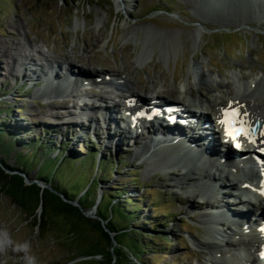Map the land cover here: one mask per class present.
Masks as SVG:
<instances>
[{
  "label": "rangeland",
  "instance_id": "1",
  "mask_svg": "<svg viewBox=\"0 0 264 264\" xmlns=\"http://www.w3.org/2000/svg\"><path fill=\"white\" fill-rule=\"evenodd\" d=\"M216 1L0 0V41L25 45L14 74L0 63V124L14 127L6 138L11 152L0 150V166L7 173L44 183L38 179L40 166L61 158L68 162L71 189L85 181L79 192L82 199L96 179L89 192L96 203L84 211L100 203L104 210L113 200L128 205L135 218L119 240L134 250L128 238H142L140 243L149 250L138 259L125 249L120 264H224V241L248 242L228 219L234 218L237 209L256 205L243 194L235 195L239 192L235 186H228L233 191L216 201L212 194L220 188L218 184L230 185L227 178L219 179V170L213 181L202 179L200 172L208 167L182 160L171 150L160 148L150 154L148 137L135 144L130 139L126 146L127 141H117L111 134L104 138L78 130L74 123L88 125L80 121L81 116L91 120L86 103L100 107L102 98L95 93L105 92L106 84L90 82L79 90L75 82L45 80V72L59 62L64 74L68 66L64 61L70 57L80 70L86 65L90 73L96 68L101 75L133 80L142 96L194 101V106L189 104L195 111L193 107L203 103L210 111L220 94L224 101L238 93L264 102V0ZM233 15L243 20H222ZM34 70L42 80L31 86L22 74ZM257 77L260 82L249 89H235L237 79L248 85ZM63 100L66 106L60 103ZM77 101L85 108L79 110L74 105ZM124 134L134 136L126 130ZM22 151L38 154L39 161L30 170L18 162ZM2 185L0 180V264H108L103 255L111 247L96 226L97 217L87 220L76 210L60 207L56 212L55 205L42 211L35 195L23 199V208ZM115 213L126 227L117 208ZM41 214L47 220L40 225ZM93 214L97 215L96 209ZM255 257L254 264H264L259 254Z\"/></svg>",
  "mask_w": 264,
  "mask_h": 264
},
{
  "label": "bare ground",
  "instance_id": "2",
  "mask_svg": "<svg viewBox=\"0 0 264 264\" xmlns=\"http://www.w3.org/2000/svg\"><path fill=\"white\" fill-rule=\"evenodd\" d=\"M189 4L192 5V3H189ZM233 16H223L222 20H226L227 22H236V23L241 22L243 20V18L241 16H237V15H233ZM24 46L23 45L22 46H19V45L14 46V45H11L7 42L0 41V63H3V64H1V66L5 67V70H7L10 74L15 73V61L19 60V54H22V52L25 50ZM18 51H19V53H18ZM58 61L56 60V62H58ZM64 63H68L67 68H65V70H64L65 71L64 74H62L60 72L61 71L60 67L62 69L63 64L58 62V64L56 63L57 66L54 63H52L48 66V70L45 72L46 77L49 74H53V77H55V79H53V80H55L54 81L55 83L56 82L59 83L58 80H60V81L64 80L65 82H67V81L68 82H75L76 79H79L82 82H85L87 80L90 81L91 79L92 80H96V79L98 80L99 75L101 76V74H102V71H98V70H96V68H94V70H95L94 72L90 73L88 70H86L87 69L86 65H84V67H83L84 70H80L78 67L75 68L76 63L74 61H72V59L70 57H69V59L66 58ZM22 77L25 79L27 78L28 80H31V82L33 84L31 86L39 84V82L42 80V77L40 75H38L36 70H34L33 73H30L29 75H28V72H24L22 74ZM34 80H36L35 83H34ZM237 80L238 81L233 82L235 85V89L237 91H239L238 90L239 88L240 89H243V88L249 89L250 87H252V82H250L247 85V84H242L239 81V79H237ZM255 82H256V84H258L260 81H259V79H257ZM125 85L130 90L131 97H135L137 99V102H139V103L140 102H146V104L149 103V104L159 105V102L155 101V96H150L151 94L150 95L147 94L146 96H141L140 93H138L139 87H138V85H136L135 82H133V80L131 81L130 79H127V81L125 82ZM93 91L95 92V90H93ZM145 92H146V90H145ZM95 94H98L101 98H108V99L111 98V95H109L107 93H103V92L98 91V93H95ZM239 95H238V93L236 95L230 94V96L228 98H226V101H224V100H221V97H220L221 94H220V96L219 95L216 96V94H215L216 98L213 100V102L215 101L216 105L214 104L215 107L212 109H210V107H209L208 108L210 110L209 112L207 110H205V108H207V107L202 106L204 103L199 107L197 105L196 107L199 108V111H201L200 112L201 115L198 118L200 123H206V121H214V123H215V119L217 118V114L220 111H222L223 107H225L228 104L239 105V107L242 110V115H243L246 122H253L256 118H261L264 120V102H263V100H261L260 98H253L254 97L253 95H251L249 98L241 97V94H239ZM223 97L224 96H222V99H223ZM125 99L127 101H129L128 97H126V96H125ZM160 101H162V99H160ZM183 102H185L184 103L185 107H186L187 111H189L190 109L188 107L193 105L191 102H194V101L190 102L189 99H184ZM189 102L191 103V105L188 104ZM60 103L62 106H66L68 104V102L65 100L61 101ZM51 105H53V104H51ZM74 105H76V102H74ZM196 107H193V108H196ZM200 108H201V110H200ZM190 111H192V110H190ZM109 113L111 115V120L107 123L101 122V121L95 122V120L93 118H91V120H89L88 122H85V121H83V119H80L82 117L81 116L79 118L80 121L88 123V125L83 124V123H74V125L77 124L74 127H77V128L79 127L78 130H80V131L82 129H84L86 131H90V132L94 133L95 135H98L99 137H104V138L111 134L112 137L113 136L116 137L117 141H120V139H122L123 141H127L126 146H129L130 139H133V143L135 144L137 142V140L139 142V140L142 137H148L150 154H152L150 149H151V146L153 145V146H157L156 150L162 148L165 150H171L173 152L182 151V154H181V156H182L183 153H185L184 151H186L185 147L188 145L186 143V141H182L183 138L185 137L186 140H190L194 143V147H190V145H188L190 149L187 150L183 156H185L187 159H191L189 161L193 165H194L193 162H195V165L196 164H198V165L204 164V162H201V161H202L203 157H205L204 156L205 153L198 152V151H201L203 148L201 146V144L207 146L209 148V150H211L215 154H217V157L214 158L215 160H217L218 162H222V161L228 162L227 166L229 169L225 168L226 165L221 164L224 167L222 169L223 170L222 173L219 174L220 175L219 179L224 180L225 178H227L228 179L227 184H230V185H225V184L221 183V185H220L221 187L218 189V191L216 190L215 192H213L212 196L217 197L216 201H218L219 198H222L227 193L233 191V190H226V188L228 186H235L236 189H240L241 193H242L243 189H247L260 202H259V206H258L257 210H253V208L249 207V212H245V211L240 212L237 209L234 213L235 214L234 218H232V219H236L238 217L237 222H239L240 220H244V219H246L245 221L249 222V223H247L248 226L246 227V226H244V224L238 225V223H236V220H233V224L236 226L237 230H241L242 232H243L244 228H250L253 230L252 231L253 235H254L253 237H254V241L256 242V244H253V248H251L250 246L248 247L249 251H248L247 259H243L237 251H235V252H231V251L227 252L226 251V253H224V254H227V259H225L226 262L224 264H231V263H234L235 261L238 264H246V262H249L250 264H254L255 262H257V259L254 257V253L257 252L258 254H260V252L264 250V244L262 245V243H260V239L264 238L263 236H260V233L264 234V227L260 226L261 222L259 223V221H261V220L258 217V215L260 214L261 219H264V208H263L264 207V203H263L264 196L262 194V192L264 191V179L262 176L264 174V164H262L261 161H257L256 159H253V158H252V160H249V161L244 160L242 164L239 161L233 162V161H231V159L233 158V155L235 154V151H236V148L234 147L235 144L239 145V147H241L245 151L244 152L245 155L252 156L253 153H256V152L260 153V151L264 152V127L262 129L261 134L255 138H251L250 141L243 138V139H239L238 141H235V143L233 145L231 144V145H228L227 147H225L226 145H223L224 147H220V145L213 138H205V136L208 135L207 130L209 131V129H210L208 125L201 128L200 131H198L196 133H193V131L196 129V127H194L193 125H188V126H185L182 128L172 129L174 131V133H179V132L182 133V136H180V140H179L180 143H178L174 146H167L168 144L166 142L161 141L162 136H163L162 134L167 131L166 126L159 127L160 125H157L158 128L153 127V125L148 121L147 115H146L147 117L143 115L141 117V119L139 120V123H141V125L139 126L140 129H139V127L135 128L136 129V135L132 136V138H129L128 137L129 135L124 134V130L122 128L121 121H120V118L118 116L119 112L117 111V109H115V111L112 110ZM80 114H82V113H80ZM57 116H60V115L57 114ZM190 116H192V114H190ZM77 121L78 120L75 119V122H77ZM98 124H99V126H98ZM149 124H151V125H149ZM214 125H216V124H214ZM216 126H218V125H216ZM148 127H150V128L148 129ZM129 129L134 130L133 126H129ZM113 132L114 133L120 132V134L119 135L113 134ZM215 136L216 135L213 134V137H215ZM155 139H159L160 141H158L156 143H152V140H155ZM160 144L162 147H158V145H160ZM113 147H115V145H113ZM162 149H160V150H162ZM149 151H148V153H149ZM180 158L182 160L184 159L182 157H180ZM262 159H263L262 162H264V156H262ZM246 163H248L250 165H246ZM188 175H189V173L187 172L185 174V177ZM200 176H202L201 177L202 179L208 177V179L212 180V181H213V179L218 178L217 174L213 172L212 168L209 170L201 171ZM251 177H255L257 179V182H252L250 180ZM245 183H246V185H245ZM214 186H216V184ZM224 187H225V190H224ZM221 188H223V191H220ZM215 194H216V196H215ZM240 201H242V200H240ZM211 202H212V200L211 201L207 200L205 203L210 204ZM234 207H238V206H234ZM229 220L230 219H228L227 223H230L231 220L230 221ZM250 221L251 222L254 221V225H257V226L251 225ZM242 232H241V234L238 233V235H240L241 238H244L245 232L244 233H242ZM247 243L248 242L245 239H240L238 241V243H236V241H233V240H227V241H224V244L221 247H226L229 250L230 249L233 250V249L239 248L240 246H245ZM215 251L216 252H222L218 248H216ZM228 256H229V258H228Z\"/></svg>",
  "mask_w": 264,
  "mask_h": 264
},
{
  "label": "trees",
  "instance_id": "3",
  "mask_svg": "<svg viewBox=\"0 0 264 264\" xmlns=\"http://www.w3.org/2000/svg\"><path fill=\"white\" fill-rule=\"evenodd\" d=\"M73 1V0H71ZM14 130V127L9 129L7 124L2 123L0 124V150L4 153H10L11 152V145L7 142L6 138L7 135H10L12 131ZM32 145H35V142L31 143ZM18 162L20 165H22L26 169H32L35 164L38 163L39 157L37 152H31L27 154H23V151L20 152L18 156ZM70 159H74L73 157ZM23 160V161H21ZM57 161L46 163L44 162V165L40 166V171L38 172V179L41 181H45L46 183L50 184V189H46L45 192L43 193L44 196V204H51L55 205L57 207H60L62 210H72L75 209L81 214V211L77 207L71 206L68 202L64 201L62 197L60 196L61 194L65 196L69 200H75L77 197H79V202L82 206V208H89L92 205L96 203V199L89 194L90 190L93 189V185L95 183V180L91 184L90 190L88 189V194L82 199L80 195V190L84 188L82 184H85V181L81 185H78V187L71 189L68 184H69V177L72 176L71 172L68 167V162L64 161V159L61 158H56ZM61 163L67 164V169L63 168V165ZM71 163V162H70ZM73 163V162H72ZM71 163V164H72ZM74 164V163H73ZM6 167V164H3ZM61 165V167H59ZM8 167V166H7ZM10 170H15L14 168L8 167ZM18 170V169H17ZM25 172V171H24ZM69 176V177H68ZM4 178V189L6 191V194L10 196L15 202H17L20 206L25 208V202L21 199L23 196H25L27 193L35 194L36 199H37V205L39 204L40 200V192L41 189L37 185L33 186H27L24 184L23 181V176L19 174H14V175H9L5 173V170L0 166V178ZM93 192V191H92ZM106 196V194H105ZM107 198V196H106ZM117 201V200H116ZM116 204V207L114 205ZM102 204L100 203L97 207V215L106 222V226L109 229V231L114 232V238L116 240V247L114 249V252L109 253L107 259L108 264H112L114 260V255H116V260L113 264H120L122 262V258L126 257L125 249L130 250L132 253L136 255V258L141 259V255L143 252L148 251L147 245H142L140 243L142 238H128L131 243L133 244L134 250H131L128 246H126L124 243H122L119 240L120 235L125 234L123 230L126 228L131 229L130 224L131 220L135 218V212L134 211H129L127 206L123 203L120 202H113L107 205L105 209H102ZM137 207V205L135 206ZM117 208L118 212L121 214V218L124 221L125 224H127L126 227H122L121 224H119L118 220H116V213L115 209ZM40 220V225L41 223H45L47 220V215L43 214L41 216ZM97 226L103 231L108 238V241L110 242L111 246L113 245L112 239L109 235L108 232H106L102 226L100 221H96ZM171 239L167 238V241L169 242ZM130 264V261H129Z\"/></svg>",
  "mask_w": 264,
  "mask_h": 264
},
{
  "label": "water",
  "instance_id": "4",
  "mask_svg": "<svg viewBox=\"0 0 264 264\" xmlns=\"http://www.w3.org/2000/svg\"><path fill=\"white\" fill-rule=\"evenodd\" d=\"M216 1V0H215ZM216 2H218V0L216 1ZM2 167V166H1ZM3 168V167H2ZM4 169V168H3ZM5 170V173H7L6 172V169H4ZM7 174H9V175H14V173H7ZM23 176V175H22ZM0 180L3 182V185H2V188H3V191H5V189H4V185H5V182H4V178H0ZM23 181H24V184L25 185H27V186H33L34 184L35 185H37L38 187H40V189H41V192H40V200H39V204L37 205L38 206V209L40 208L42 211H45V209H48L49 210V206H51V204H47V205H45L44 204V196H43V193L45 192V190L46 189H50L51 187L48 185V183H46V182H44V183H41V182H39V181H36V182H34V181H29L26 177H23ZM5 193H6V191H5ZM33 195H35V194H30V193H27L25 196H23L21 199L23 200L26 196H29L30 198H32V196ZM61 197H62V199L64 200V201H66V202H68L69 204H71V206H73V207H77L80 211H81V215L83 214L84 215V218L85 219H87V220H89L88 218H90V217H97L98 219H99V221L101 222V226H102V228L106 231V232H108L109 233V235H110V237H111V239H112V242H113V245L111 246V244H110V242L108 241V238L106 237V240H107V242L110 244V247H111V249L107 252V254L106 255H103V254H101V255H103V256H107L108 257V254L109 253H112V252H114V249H115V247H116V240H115V238H114V235H115V233L114 232H111V231H109V229L107 228V226H106V222L104 221V220H102L99 216H97L96 214H93V211L96 209V207L92 210V211H84V209L82 208V206H81V204H80V202H79V200L78 199H76V200H69V199H67V198H65L62 194L60 195ZM53 206V205H52ZM55 208H54V210L56 211V212H58L59 211V207H56V206H54ZM72 210H75V209H72ZM78 212V211H77ZM46 215V214H45ZM41 216H42V214H41ZM40 216V220H41V217ZM40 220H39V222H40ZM96 226H97V223H96ZM98 228H99V226H97ZM99 231H101V229L99 228ZM101 232H103V231H101ZM115 260H116V255H114V260H113V262H112V264L115 262Z\"/></svg>",
  "mask_w": 264,
  "mask_h": 264
},
{
  "label": "snow or ice",
  "instance_id": "5",
  "mask_svg": "<svg viewBox=\"0 0 264 264\" xmlns=\"http://www.w3.org/2000/svg\"><path fill=\"white\" fill-rule=\"evenodd\" d=\"M221 123H227V121H221ZM229 135H232V133H229ZM233 139H235V136H233ZM239 147V145H237Z\"/></svg>",
  "mask_w": 264,
  "mask_h": 264
}]
</instances>
